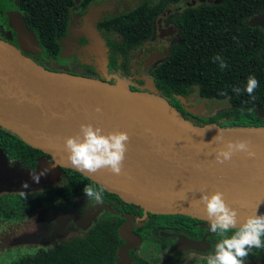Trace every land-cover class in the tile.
<instances>
[{
  "label": "water",
  "instance_id": "1",
  "mask_svg": "<svg viewBox=\"0 0 264 264\" xmlns=\"http://www.w3.org/2000/svg\"><path fill=\"white\" fill-rule=\"evenodd\" d=\"M111 8L108 4L93 7L86 15V26L79 30L102 64L104 41L95 22ZM4 10L18 48L0 39V127L47 155L51 164L38 162L33 171L7 168L0 153V183L39 188L57 182L58 169L70 168L151 213L184 215L209 223L201 195L222 192L226 204L238 213L237 228L253 214L264 215V126H195L156 96L153 80L144 76L140 80L146 83V92H138L119 82L44 69L24 56L40 53L35 33L26 28L16 8L5 5ZM82 124L99 127L105 135L128 134L119 175L107 168L89 174L69 163L65 140L80 135ZM219 134L222 139L214 140ZM237 141H247L255 157L236 152L229 161L216 163V151ZM34 177H39L38 182ZM101 209L85 218H72L86 229ZM118 254L124 256V248Z\"/></svg>",
  "mask_w": 264,
  "mask_h": 264
},
{
  "label": "trees",
  "instance_id": "2",
  "mask_svg": "<svg viewBox=\"0 0 264 264\" xmlns=\"http://www.w3.org/2000/svg\"><path fill=\"white\" fill-rule=\"evenodd\" d=\"M90 1L94 0H82L79 5L83 8ZM179 1L157 0L154 4L145 1L124 14L111 16L97 23L99 31L114 33L119 37L116 42L106 40L109 51L107 59L104 56V62L107 60L110 70L117 78H132L126 67L128 51L149 40L153 35L155 17L166 6L175 5ZM7 2L0 0L1 5ZM14 2L26 28L35 33L40 48V61L34 62L35 64L46 69L44 61L59 62L64 66L83 70L89 75L95 73L99 78L83 77L103 81L101 78L106 73L100 67L101 60L97 56L94 57L98 65L93 66L98 68L90 69L85 65L63 62L67 58L62 56L59 42L66 35L73 0ZM263 11L264 0H220L217 4H200L172 15L171 22L178 33L177 40L169 47L165 58L150 71L156 96L166 102L177 97L186 98L190 89L195 87L199 98L226 99L228 108L205 119L189 121L193 125L216 124L221 128L264 126V120L256 114V111L264 110V33L245 22L247 18ZM12 32L14 34L13 29ZM1 34L2 31L0 36ZM217 55L225 60L227 68L221 70L219 62L213 61ZM250 75L259 82L253 93L255 100L243 91ZM234 88H241L242 92L237 94L233 91ZM219 120L222 121L218 123ZM0 153L7 161L29 170L35 168L40 157L50 159L2 127ZM57 175L60 184L45 186L44 191L1 194L0 218L18 221L26 217L31 218L40 210H67L70 201L84 193L86 185L101 188L70 168L58 169ZM117 228L118 224L100 219L84 234L69 238L46 250H38L13 264H113L119 245Z\"/></svg>",
  "mask_w": 264,
  "mask_h": 264
},
{
  "label": "flooded vegetation",
  "instance_id": "3",
  "mask_svg": "<svg viewBox=\"0 0 264 264\" xmlns=\"http://www.w3.org/2000/svg\"><path fill=\"white\" fill-rule=\"evenodd\" d=\"M7 1L8 2L3 5L0 4V30L2 31V35H4L5 33H11L12 37L9 34V35H5L7 36L6 39L3 38L2 36H0V38H2L4 41L8 42L15 48H18L15 34H13L12 32L13 28L11 25V21L9 23V19L4 10L5 5H10L13 8L16 7L15 4L14 5L11 4V0H7ZM79 3H78V8L86 11L82 19L77 15L72 16L73 24L70 26L69 24L67 25L66 34L69 33L71 35V39L74 40L78 39V41L84 44H86L87 40L84 38V36L79 35V30L82 27L86 26L87 24L86 15L93 7L102 4L112 5L111 10L103 12L100 18L96 20L95 22L96 29H97V23L102 19L126 13L123 12V13L114 14L115 13L114 9L116 7L114 4L108 3V0L90 1L83 8L80 7ZM166 8L167 6L157 17H155L153 21L152 37L149 40L144 41L138 47L130 49L128 51V54L129 52L136 50H138L139 53H141L142 52V50L140 49L141 46L144 43L154 40V36L160 41L164 39L170 41L174 37V35H177L176 34L177 29L175 28L174 24L171 22L172 13L170 14V11L168 9L166 10ZM111 13L113 14L110 15ZM165 18L168 19V25L161 26V19H165ZM97 31L98 34H100V36L101 34H108V33H103L98 29ZM106 40L105 41L103 40L104 41L103 46L106 45ZM170 46L168 47L162 46L156 49H152L144 57H141V55L139 54L128 57L127 54V60H126L127 72L131 74L132 78L127 80L124 79L125 80L124 85H126L131 91L146 92L147 85L142 80H140V78L144 76L152 79L150 76L151 69L157 64H159L165 58ZM35 55H39V54H35ZM128 59L140 64L141 72L138 75H136L132 71V69L131 70L128 69L129 66ZM103 71H105V69ZM116 79L119 78H117L116 76H106V74L105 76H103V78H101V80H103L104 82H108L111 84H114L116 82L115 81ZM183 100H184L183 102H180L177 98H175V99H170L168 103L178 112V114L182 118H184L187 121H197L198 119L204 118L203 116L200 115V110L198 109V107L193 106L194 100L190 99L189 96L183 98ZM38 162H42L50 166L51 160L46 157H40L38 161H36V164ZM6 167L18 168L25 171H33L35 169L34 168L32 170H29L20 167V165L16 163L14 164L7 160H6ZM57 182H59L60 184V181ZM41 191H44V188H41L40 192ZM102 196H103L102 201L97 202L94 199L87 198L84 195V193H82L78 196H75L70 201V205L67 208V210H63L59 208L56 210H40L38 212H50V213L67 212V214H69L67 217H69L74 222V219L72 218L73 215H77L80 218H85L87 215L93 213L96 209L102 208L101 211L96 216L95 220L91 222L90 226L84 230L86 232L95 222H97L100 219H105L106 221H111L112 223L118 224L117 237H118L119 245L116 251V259L113 264H208L209 257L211 255H214L215 245L218 242H220L223 238H225L215 233H212L209 228V223L206 221L191 218L184 215H178V214L151 213L139 206L126 203L122 201L118 196L106 192L105 190H103ZM79 200H84L88 202V204L92 205V207L83 214L71 212L75 204ZM37 213H35L32 217H34ZM25 219H27V217L18 221H22ZM75 224L79 228H81L77 223ZM120 229H122L121 233H120ZM237 230L238 228L230 229L229 232L226 234V237H230ZM84 233H81L79 235H82ZM79 235H74L68 237L67 239ZM261 240H262V244H264V236L261 237ZM50 247H47V249ZM121 247L124 248V256L118 254V250ZM263 248L264 247L259 249L252 248L251 250H261ZM40 250H46V249L40 248ZM251 250L249 251V255L243 259V264L251 263V261L253 260L251 256L252 254Z\"/></svg>",
  "mask_w": 264,
  "mask_h": 264
},
{
  "label": "rangeland",
  "instance_id": "4",
  "mask_svg": "<svg viewBox=\"0 0 264 264\" xmlns=\"http://www.w3.org/2000/svg\"><path fill=\"white\" fill-rule=\"evenodd\" d=\"M80 1L81 0H74L75 5L69 11V26L73 24V15H77L81 19L83 18V15L86 10H81L78 8V3ZM143 1L145 0H108V3L115 5L116 8L114 9V14H116L127 12L142 3ZM146 1H148V3L150 4H154L157 2V0ZM219 1L220 0H180L176 5L167 6L166 10L168 9L170 11V14L172 13L171 15H174L182 12L186 8L197 7L200 4H217ZM11 4H15L14 0H11ZM112 14L113 13H111L110 15ZM245 22L249 26L259 28L264 33V11L257 15L247 18ZM164 25H168L167 18L161 19V26ZM1 36H4L3 38L5 39L7 37L2 34ZM10 36L12 37L11 33ZM101 36L104 41L106 39H109L114 42L119 40V37L114 33L101 34ZM176 39L177 35H174V37L170 41L165 39L160 41L154 36V40L144 43L141 46V53H139L138 50L131 51L129 52L128 57L137 54L141 55V57H144L152 49H156L162 46H170L176 41ZM60 46L62 56L64 58H67V60H64L63 62H66L70 65H85L90 69H92V67L98 68V66H93L94 64L98 65V63H95L96 56L94 55L90 42L87 41L86 44H84L78 41V39H71V35L68 33L60 41ZM103 47L105 49L104 56L106 57L105 59H107L108 50L106 45H104ZM25 56H27L32 62L40 61L38 55L26 54ZM43 65L46 69L50 71H63L78 76H91L93 78H99L98 75H96L95 73L89 75L83 70L64 66L59 62L44 61ZM128 65V69H132V71L136 75L141 72V66L139 63L133 62L128 59ZM100 67L102 69H105L106 76H115V74L110 70L107 60L105 65H103L101 62ZM115 81L125 84L124 79H116ZM188 96L190 97V99L194 100L193 106L198 107V109L200 110V115L204 117L203 119L215 114L218 111L226 110L228 108V103L226 99L203 100L199 98L195 87H192L190 89V93ZM256 114L264 120V110H258L256 111ZM221 121L222 120H219L218 123H220ZM58 184L59 182H54L49 183L48 185L40 186L39 188L26 189L16 186L13 182H1L0 195L4 193H27L31 191H39L45 186H55ZM91 207L92 205H89L88 202L84 200H79L75 204L71 212L83 214L87 212ZM68 215L69 214H67V212H38L34 217L27 218L22 221L3 220L0 218V264H13L22 257L35 254L38 250H40V248L47 249V247H50L60 241H63L68 237L84 233L85 230L79 228L69 217H67ZM251 253L253 260L251 261V263L248 264H264V248L261 250H251Z\"/></svg>",
  "mask_w": 264,
  "mask_h": 264
},
{
  "label": "clouds",
  "instance_id": "5",
  "mask_svg": "<svg viewBox=\"0 0 264 264\" xmlns=\"http://www.w3.org/2000/svg\"><path fill=\"white\" fill-rule=\"evenodd\" d=\"M213 61L219 62L218 66L221 70L228 67L219 55L215 56ZM258 86V80L250 75L243 91L255 100L253 93ZM233 91L240 94L242 89L234 88ZM221 94L227 95V93ZM96 111L99 112L101 109L97 108ZM220 139H222L220 134L214 138V140ZM128 141L127 133L113 132L105 135L99 127L94 128L91 124H82L80 135L65 140V150L68 153L69 163L80 171L94 174L98 170L107 168L113 174L119 175L122 171ZM236 152H243L249 158L255 157V152L251 150L247 141H237L228 142L225 149L216 151L215 161L223 164L229 161ZM34 179L38 182L39 177H34ZM83 192L87 198L97 202L103 199V188L97 189L92 185H86ZM200 202L204 205L210 231L225 237L215 245L214 255L209 257L208 264H243V259L249 255L252 248L264 247L261 240L264 236V215L253 214L246 218L234 234L226 237L230 229L237 228V211L226 204L222 192H216L211 196L202 193Z\"/></svg>",
  "mask_w": 264,
  "mask_h": 264
}]
</instances>
